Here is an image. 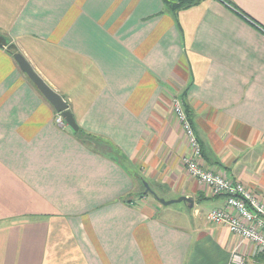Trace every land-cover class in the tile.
Returning <instances> with one entry per match:
<instances>
[{
	"label": "crops",
	"instance_id": "0c3cea01",
	"mask_svg": "<svg viewBox=\"0 0 264 264\" xmlns=\"http://www.w3.org/2000/svg\"><path fill=\"white\" fill-rule=\"evenodd\" d=\"M178 1L0 0V264H228L239 237L206 218L226 199L188 172L175 104L206 168L264 201V0Z\"/></svg>",
	"mask_w": 264,
	"mask_h": 264
},
{
	"label": "built area",
	"instance_id": "2783aa9c",
	"mask_svg": "<svg viewBox=\"0 0 264 264\" xmlns=\"http://www.w3.org/2000/svg\"><path fill=\"white\" fill-rule=\"evenodd\" d=\"M175 113L192 148L191 155L184 158L188 172L226 199V208L212 209L206 218L210 223L227 227L239 237V242L230 251L228 264H248L249 255L243 250L245 241L251 243L250 254L257 264H264V201L259 200L240 181L208 170L204 165L201 142L179 102L175 104ZM55 120L61 126L66 124L60 112Z\"/></svg>",
	"mask_w": 264,
	"mask_h": 264
},
{
	"label": "water",
	"instance_id": "95a60500",
	"mask_svg": "<svg viewBox=\"0 0 264 264\" xmlns=\"http://www.w3.org/2000/svg\"><path fill=\"white\" fill-rule=\"evenodd\" d=\"M15 60L17 61L20 69L28 76V78L35 84L37 89L42 93V95L53 105V107L56 109L57 112H60L63 117L65 118V121L76 131L79 130V125L77 124V121L69 109V104L65 99L57 92L55 91L47 82L34 70L30 62L26 59V57L20 53L15 52L13 54ZM144 185L146 187V192L152 193L156 198H158L163 204H171L174 202H189L190 205H193V199L181 196L177 199L172 200H165L163 198H159L157 193L151 189L147 181H143Z\"/></svg>",
	"mask_w": 264,
	"mask_h": 264
},
{
	"label": "trees",
	"instance_id": "16d2710c",
	"mask_svg": "<svg viewBox=\"0 0 264 264\" xmlns=\"http://www.w3.org/2000/svg\"><path fill=\"white\" fill-rule=\"evenodd\" d=\"M200 0H179L177 3H175L173 5V8L174 9H181V8H184V7H188L196 2H198ZM10 52L12 54H14L15 52H19L16 48H12L10 49ZM188 116V115H187ZM189 118V117H188ZM190 119V118H189ZM191 121V120H190Z\"/></svg>",
	"mask_w": 264,
	"mask_h": 264
},
{
	"label": "rangeland",
	"instance_id": "374dc122",
	"mask_svg": "<svg viewBox=\"0 0 264 264\" xmlns=\"http://www.w3.org/2000/svg\"><path fill=\"white\" fill-rule=\"evenodd\" d=\"M156 192H157V194H158V190H157Z\"/></svg>",
	"mask_w": 264,
	"mask_h": 264
}]
</instances>
